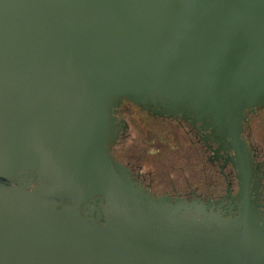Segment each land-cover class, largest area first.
Wrapping results in <instances>:
<instances>
[{
	"label": "water",
	"instance_id": "95a60500",
	"mask_svg": "<svg viewBox=\"0 0 264 264\" xmlns=\"http://www.w3.org/2000/svg\"><path fill=\"white\" fill-rule=\"evenodd\" d=\"M118 84L264 87V0H0V264H233L208 246L134 244L120 226L99 245L56 212L4 202L17 174L56 177L75 163L101 185L88 145ZM245 251L237 264H257Z\"/></svg>",
	"mask_w": 264,
	"mask_h": 264
},
{
	"label": "flooded vegetation",
	"instance_id": "af4514ba",
	"mask_svg": "<svg viewBox=\"0 0 264 264\" xmlns=\"http://www.w3.org/2000/svg\"><path fill=\"white\" fill-rule=\"evenodd\" d=\"M102 113L86 162L100 186L75 163L56 177L17 174L4 202L56 212L99 245L117 241L121 228L162 253L208 246L237 264L248 250L264 264V87L225 96L162 84L129 94L118 84ZM178 162L176 175L164 169Z\"/></svg>",
	"mask_w": 264,
	"mask_h": 264
},
{
	"label": "rangeland",
	"instance_id": "374dc122",
	"mask_svg": "<svg viewBox=\"0 0 264 264\" xmlns=\"http://www.w3.org/2000/svg\"><path fill=\"white\" fill-rule=\"evenodd\" d=\"M183 164V162H178L177 164H175V166H171V169H168L167 167H165L164 169L166 170L167 173H169L170 175H176L177 171L181 170V165ZM180 172V171H179Z\"/></svg>",
	"mask_w": 264,
	"mask_h": 264
}]
</instances>
